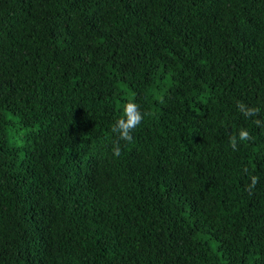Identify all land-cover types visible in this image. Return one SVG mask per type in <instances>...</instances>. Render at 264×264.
Segmentation results:
<instances>
[{"label":"trees","instance_id":"1","mask_svg":"<svg viewBox=\"0 0 264 264\" xmlns=\"http://www.w3.org/2000/svg\"><path fill=\"white\" fill-rule=\"evenodd\" d=\"M0 264H264V0H0Z\"/></svg>","mask_w":264,"mask_h":264},{"label":"clouds","instance_id":"2","mask_svg":"<svg viewBox=\"0 0 264 264\" xmlns=\"http://www.w3.org/2000/svg\"><path fill=\"white\" fill-rule=\"evenodd\" d=\"M240 107H241V109H243L242 104L240 105ZM255 111H256L255 109H249V110L245 111L244 114L249 115ZM143 119H144V114H142V112L140 111L139 105L130 102L124 108V117L121 119H118L116 121L115 126L112 128V131L114 133H118L119 138L121 140L130 143L134 139V137L132 135L133 130L140 125V123L143 121ZM239 139L241 141H247V140H251L252 137L248 131L242 130L239 133ZM230 143H231L233 150H236L237 139L235 136H233L231 138ZM120 154H121V148H120L119 144L117 143L113 147V155L116 157H119ZM252 183L253 184L256 183L255 177L253 178Z\"/></svg>","mask_w":264,"mask_h":264}]
</instances>
